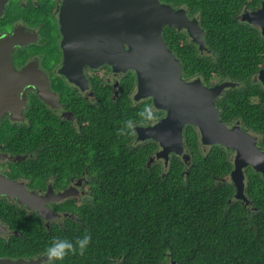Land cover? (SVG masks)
Masks as SVG:
<instances>
[{"label":"trees","instance_id":"16d2710c","mask_svg":"<svg viewBox=\"0 0 264 264\" xmlns=\"http://www.w3.org/2000/svg\"><path fill=\"white\" fill-rule=\"evenodd\" d=\"M230 3L199 2L206 37L216 59L183 57L182 67L187 74L199 71L209 75L214 70L244 82L263 60L264 38L254 27L235 24ZM123 83L129 91L135 85V75H128ZM255 93L260 90L254 84L234 87L218 100L217 106L221 117L228 112L248 113L246 124L259 126L264 142V111L249 100ZM93 113L87 137L79 139L62 140L66 135L60 137L61 131L48 122L32 124L23 131L11 126L8 129L9 149L13 152L34 150L41 136L48 144L34 158L19 162L29 176L42 167L61 166L65 170L67 165L74 166L84 156L78 152L69 155V150L76 147L86 150L91 165L103 167L92 195L94 201L112 202H103L96 215H89L96 220L95 229L102 232L90 235L91 243L84 254L74 255L77 259L86 255V264H110V255H120L119 264H159L163 258L176 264H264V180L257 173L250 171L245 185L244 192L253 206L248 210L233 197L231 182L216 181L231 166L227 150L212 145L201 151L199 133L191 124L184 127V144L191 156L187 165L176 154H171L167 165L159 160L147 165L157 147L153 140L135 147L127 145L134 134L132 126L154 122L161 115L150 98L133 102L124 95L118 101L108 100L104 109ZM68 142L73 146L64 145ZM12 214L9 206L8 216ZM13 220L25 235L23 256L46 249L55 237L37 216L14 215ZM37 246L41 247L29 252ZM58 262L68 264L66 260Z\"/></svg>","mask_w":264,"mask_h":264},{"label":"flooded vegetation","instance_id":"af4514ba","mask_svg":"<svg viewBox=\"0 0 264 264\" xmlns=\"http://www.w3.org/2000/svg\"><path fill=\"white\" fill-rule=\"evenodd\" d=\"M200 1L203 0H158L162 7V14H159L168 20V23L163 24L161 29L162 39L175 57L179 59L181 67V59L185 56L193 55L196 60L214 61L216 59L215 51L209 46L206 37L207 26L203 20ZM208 1L218 2V0ZM228 1L231 2L230 12L235 24L249 25L260 33L258 26L243 17L259 8L262 0H257L256 4L255 0ZM120 10L121 0H7L4 4L3 12L0 15V37L13 32L20 36L18 39H21L23 44L18 43L11 48L9 65L12 71L25 73V78L19 79V84L13 90L17 96L11 103V111L6 107L0 108V259L24 258L31 260L40 258L38 264H45L46 261L45 248L34 251V248L41 246L29 249V252H35L33 255H22L25 235L20 228L16 227V221L13 220L14 215H19L20 218L37 216L47 230L51 229L52 235L65 237L72 241L85 234L93 236L102 232L95 229L96 220L94 217L91 220L89 215H96L95 212L102 209L100 205L103 202H112L94 201L92 195L91 190L95 183L100 182L103 167L91 165L85 157L86 150L76 147L69 150V155L78 152L84 156L79 161H75L74 166L69 165L68 168L67 165L65 170L61 166L42 167L38 172H34L33 176H29L25 174L19 162L28 157L34 158L33 155L36 156L48 144L42 142L44 136H41L35 142L34 150L13 152L9 149L8 129L11 126L23 131V128L32 124L48 122L54 124L61 131L60 137L66 135L62 140H71L73 137L79 139L87 137V128L93 121L94 110L104 109L105 102L108 100L118 101L126 95L131 101L136 102L133 98L136 90L135 85L127 91L126 85L123 83L128 75L134 74L132 70L125 72L114 70L108 63H103L98 67L67 63L63 47L65 35L61 29V12L64 11L66 16L70 12H82L81 14L87 15V26L90 23L93 28H101L104 32L105 28L114 30L115 24L120 19ZM260 36L264 38L261 34ZM263 68L264 57L257 67L248 74L247 80L239 82L223 77L214 70L209 75L199 71L187 74L182 67L183 78L189 80L199 77L207 86L224 81L236 83L233 87L223 88L214 100L218 109V118L228 128L238 127L248 133L254 138L253 143L260 151H264L263 134L259 126L256 127L253 123L246 124L248 113L233 114L228 112L221 117L217 104L229 89L243 88L248 84H254L260 93L251 94L249 100L251 104L259 108V111H264V83L259 78ZM206 76L210 77L209 81L205 80ZM0 99L2 101L3 97L0 96ZM162 114L163 112H161ZM135 126H132L134 134L127 143L130 147L148 141L136 140ZM65 144L71 146L69 142ZM156 144L157 150L159 146L157 142ZM212 145L219 144L205 145L200 142V149L205 152ZM184 147L189 153L185 144ZM224 148L227 150L226 156L231 166L228 172L224 176L217 177L216 181L217 183L231 182L233 184L230 174L234 168L233 159L236 151L231 147ZM154 153L149 155V158L154 156ZM179 158L187 165L191 156L189 153L187 160L180 156ZM155 160L163 161L162 159H153V161ZM250 171L257 173L264 180L262 174L256 171L252 165L243 166L244 191ZM22 188L34 192L35 198L32 201L41 212L49 215L48 218L39 216L37 210L29 209L18 202L21 201ZM242 204L247 206L248 210L250 207L253 208L250 203ZM9 206L13 212L11 217L8 216ZM98 251L101 252V249ZM74 255L76 254H69L64 260L68 264H86L89 258L82 255L77 259ZM109 258L112 261L110 264H119L121 260L120 255L116 257L110 255ZM174 263L176 264L175 260L163 258L159 264ZM56 264L61 263L56 262Z\"/></svg>","mask_w":264,"mask_h":264},{"label":"water","instance_id":"95a60500","mask_svg":"<svg viewBox=\"0 0 264 264\" xmlns=\"http://www.w3.org/2000/svg\"><path fill=\"white\" fill-rule=\"evenodd\" d=\"M7 0H0V15ZM162 7L158 0H121L120 19L114 30L104 32L86 24V14L70 12L66 16L61 12V29L65 35L63 41L67 63L88 64L98 67L108 63L114 70L125 72L132 70L135 75L134 100L151 99L152 106L163 112L154 122L136 125V140H153L159 148L151 156L162 159L167 165L171 154L187 160L183 132L187 124L196 127L202 144H219L236 151L231 171V180L235 186L234 198L244 204L250 201L244 192L245 165L260 172L264 178V151L253 143L254 138L238 127L228 128L218 118V109L214 100L225 87H233L235 82L224 81L215 85H204L199 77L185 79L179 59L167 47L162 39L161 29L168 20L160 16ZM160 13V14H159ZM243 19L260 28L264 37V0L260 7L249 12ZM16 32L0 37V108L11 111V103L16 98L15 87L25 73L14 72L9 65L11 48L22 43ZM259 78L264 83V68ZM22 159V157H19ZM11 196V193L9 194ZM20 204L37 210L39 216L48 218L32 201L34 192L22 188ZM40 258L0 259V264H38ZM175 264V263H174Z\"/></svg>","mask_w":264,"mask_h":264},{"label":"clouds","instance_id":"9594fccd","mask_svg":"<svg viewBox=\"0 0 264 264\" xmlns=\"http://www.w3.org/2000/svg\"><path fill=\"white\" fill-rule=\"evenodd\" d=\"M90 243L91 236L88 234L77 237L75 241L54 237L44 251L46 256L45 264H56L58 261H63L69 254H84Z\"/></svg>","mask_w":264,"mask_h":264},{"label":"rangeland","instance_id":"374dc122","mask_svg":"<svg viewBox=\"0 0 264 264\" xmlns=\"http://www.w3.org/2000/svg\"><path fill=\"white\" fill-rule=\"evenodd\" d=\"M179 156V155H178Z\"/></svg>","mask_w":264,"mask_h":264}]
</instances>
